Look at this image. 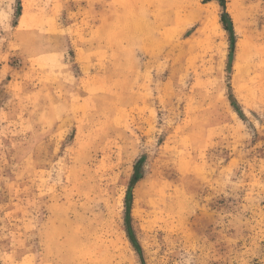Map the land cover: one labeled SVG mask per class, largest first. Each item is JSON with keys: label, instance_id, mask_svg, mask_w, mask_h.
<instances>
[{"label": "rangeland", "instance_id": "obj_1", "mask_svg": "<svg viewBox=\"0 0 264 264\" xmlns=\"http://www.w3.org/2000/svg\"><path fill=\"white\" fill-rule=\"evenodd\" d=\"M0 264H264V0H0Z\"/></svg>", "mask_w": 264, "mask_h": 264}, {"label": "trees", "instance_id": "obj_2", "mask_svg": "<svg viewBox=\"0 0 264 264\" xmlns=\"http://www.w3.org/2000/svg\"><path fill=\"white\" fill-rule=\"evenodd\" d=\"M221 6L225 9V0H221ZM223 24L225 25V30L229 32V34L231 35L232 39H234V31L232 26H227L226 22L223 20ZM140 164V163H138ZM141 179V174L139 172V165L136 166L135 168V176L132 180L131 183V188H133V186ZM130 200H131V191H130V195L128 198V208L130 207ZM128 228H129V235L131 236V238L134 240V236H133V230L131 228V224H130V215L128 216Z\"/></svg>", "mask_w": 264, "mask_h": 264}]
</instances>
